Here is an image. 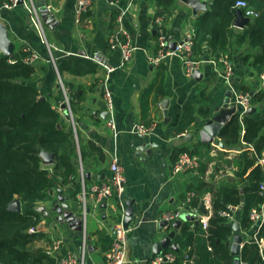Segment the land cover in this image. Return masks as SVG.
<instances>
[{
	"label": "crops",
	"instance_id": "0c3cea01",
	"mask_svg": "<svg viewBox=\"0 0 264 264\" xmlns=\"http://www.w3.org/2000/svg\"><path fill=\"white\" fill-rule=\"evenodd\" d=\"M92 2V10L77 23L75 0H31L11 9L4 7L5 0H0V22L5 24L9 31L10 39L15 44V53L26 50L25 52L38 55L34 62L36 74L31 85L40 90L43 99H49L56 106L61 79L62 83L66 84L64 87L69 99L74 100L75 105L71 114L76 128L77 163L80 167L77 180L80 181L81 192L77 195L75 182H60L52 199L39 203L37 210H45L36 229L44 237L36 240L33 247L47 249L56 239H62L61 250L54 258L59 264L61 258L69 253L80 258L85 244V264H107L105 253L110 247L102 242L101 233L113 241L117 202L106 198L96 206L93 188L110 181V165L116 158L124 171L123 202L126 213L129 208L132 209L129 223L132 230L127 238L125 264H151L159 254L177 252L172 250V246L162 247L159 251L156 245L162 240L174 233L171 245L175 244L179 251L181 247L176 239L182 227L190 222L201 225L198 221L203 214L200 212L185 213L194 220H178L181 224L179 228L174 226L178 221L168 223L163 220L165 214L175 211L185 202L192 178L195 177V174L189 172L174 174L177 162L174 151L177 148L194 150L196 147L203 151V146L211 145L210 155L199 157L200 164L208 157L215 160L208 165L207 180L216 172L220 179L232 176L234 168L222 163L219 156L224 154L227 155L224 159L231 160L238 156L242 149H246L245 143L241 142L230 150L226 149L225 145L220 148L219 143L223 142L219 137L212 144L201 142L200 131L204 122L215 115V109L223 106L226 101L230 107L237 106L234 93H264V83L260 81L259 73L253 66L254 58L248 57L249 53L254 51L246 46L222 53L218 60L206 49L205 58L198 60L203 61L197 70L201 74L199 79L194 76L186 77L185 66L178 57H170L161 64L154 65L151 56L157 55L158 52L157 18H163L165 32L171 43H182L189 34H195L192 21L196 17L193 10L180 0L175 3L173 12L165 17L156 15L157 6L152 0L133 3L123 20L124 27L133 37L136 51L132 62L120 68L121 52L111 49L109 39L116 30L114 16L117 17L121 10H125L131 0ZM37 17L43 24L48 45L42 41L33 22ZM69 56L91 61L96 72L75 75L62 69V75L59 71L57 73L58 68L56 70L55 66L58 67L57 64H62ZM224 56H228L233 66L232 87L222 78L224 68L219 60ZM193 59L195 60L194 57ZM161 66L164 67L165 95L152 93L149 96V111L144 118L142 94L155 83ZM109 68H114V71L109 72ZM105 78H108L114 99L115 130L109 126L110 119L102 88ZM63 95L65 98L64 91ZM197 98L208 103L209 116L199 118L186 135L176 136L175 130L182 115ZM165 100L169 101L166 115L162 107ZM252 107L257 110L253 113L255 117L264 116V100L258 106ZM61 114L70 122L66 113ZM150 124L157 125L154 132L147 135L136 132L137 126ZM186 136L193 139H186ZM146 145H154V149H147ZM92 146L96 150H93ZM45 166L52 167L53 164ZM82 175L85 177L84 183ZM84 190L88 207L85 228L84 203L81 199ZM233 211L235 220L230 224L232 228L235 223L240 224L244 243L250 235V230L241 226L240 209L234 208ZM210 213H213V208ZM235 235L233 229V236L227 241L230 254V245ZM190 249L191 247L185 248V251L189 252ZM209 250L212 248L209 247ZM231 257L232 259L224 263L234 264L236 257L232 254ZM191 258L192 264H196L195 256ZM239 258L241 260V255ZM184 264L190 263L184 261Z\"/></svg>",
	"mask_w": 264,
	"mask_h": 264
},
{
	"label": "trees",
	"instance_id": "16d2710c",
	"mask_svg": "<svg viewBox=\"0 0 264 264\" xmlns=\"http://www.w3.org/2000/svg\"><path fill=\"white\" fill-rule=\"evenodd\" d=\"M152 1L157 6L156 15L164 17L173 12L177 2ZM207 1L208 10L192 21L195 60L204 59L206 49L218 60L222 53L246 46L254 51L248 57L254 58L253 66L261 74L264 71V0H244L259 16L251 19L243 30L232 27L236 19L234 7L238 0ZM113 19H116V15ZM31 54L21 50L14 59H10L0 52V264H57L46 249L33 247L36 240L44 237L36 229L42 220L38 205L51 200L50 192L56 190L60 182H75L77 195L81 192V184L77 180L80 167L77 163L76 135L71 123L57 109L58 104L65 99L63 90L60 87L56 106L49 99H43L40 90L31 85L36 67L34 63L25 61ZM57 66L61 75L62 69L75 75L96 72L91 61L77 56H69ZM63 85L66 86L65 82ZM152 93L165 95L163 66L155 83L142 94L144 118L149 111L148 98ZM263 100V92L251 94L252 106H258ZM70 106L73 110L75 105L72 99ZM208 106L206 101L197 98L182 115L175 135L182 136L199 118H207L210 112ZM219 138L228 150L241 142L245 143L246 149H242L231 160L224 159L227 155L220 154V161L234 168L232 176L220 179L216 172L207 180L208 165L214 159L208 157L205 162H201L189 186V191L195 194L190 207L197 208L201 198L209 194L213 214L207 229L192 222L182 227L176 239L181 249L173 252L177 257L174 264H184L185 254L195 256L196 264H226L224 262L232 259L227 241L233 236V228L218 212L240 209L241 226L250 230V212L262 202L259 186L264 178V168L259 160L264 153V116L255 117L252 114L241 118L238 113L222 129ZM203 147L204 152L200 147L194 150L177 148L174 151L175 160L185 152L198 158L210 155L212 146ZM44 153L55 155L52 167L45 166ZM16 199L21 202V213L8 209L9 204ZM33 228L36 231L30 233ZM259 237L264 238V225ZM101 239L109 247L113 242L103 233ZM188 247H191L189 252L185 251ZM241 259L249 264H263L258 246L254 243L244 245Z\"/></svg>",
	"mask_w": 264,
	"mask_h": 264
},
{
	"label": "built area",
	"instance_id": "2783aa9c",
	"mask_svg": "<svg viewBox=\"0 0 264 264\" xmlns=\"http://www.w3.org/2000/svg\"><path fill=\"white\" fill-rule=\"evenodd\" d=\"M30 2L31 0H9L4 4V7L7 9H11L17 7L19 3ZM139 0H131V3L125 10H121L116 17L115 25L116 30L113 32L109 39V44L111 49L119 50L121 52V62L119 67L123 68L132 60L134 59V53L136 51V47L133 43V37L131 33L127 31L124 27V20L125 14L130 10V7ZM76 3V17L77 23H80L81 20L85 15H87L93 7L92 0H75ZM234 9L236 11L241 10L243 15L246 18L253 19L259 16L255 10L249 8L248 4L244 0H238L235 4ZM36 10V9H35ZM33 12V11H31ZM36 14V12H35ZM158 23V52L157 55L151 56V62L154 65L161 64L165 59L170 57H178L183 62L185 66V74L186 77L192 78L194 73L198 70L199 66L203 61H196L193 59V48H194V41H193V34H189L186 39L182 43H176L175 47H171V40L169 39L168 35L165 32V27L163 25V18H157ZM34 24L36 25L37 31L39 32L42 41L48 45L47 36L43 27V24L39 17L33 20ZM26 51V50H25ZM38 59L37 54H32L28 58H26V62L29 64H33ZM219 63L223 66V73L222 78L227 85L232 87V78H233V66L228 58V56H224L220 58ZM56 70L57 67L55 66ZM109 72L114 71V68H109ZM58 73V70H57ZM60 78V77H59ZM259 79L264 83V71L259 74ZM61 87L65 94V99L63 102L59 103L57 106L58 111L61 113H66L67 116L70 118L71 125L73 126L75 135H76V128L75 123L72 118L71 109H70V99L66 92V89L60 79ZM103 92H104V99L107 104V110L109 115V126L114 128V113H115V105L112 91L108 85V78H105L103 85ZM237 99V108L240 117L242 118L245 115V112L250 109L251 106V96L249 94L239 95L234 93ZM155 124H150L149 126L140 125L136 127V132L142 135H147L155 131L156 129ZM186 134H183V136ZM259 164L264 168V153L262 158L259 160ZM200 167V160L197 156H192L191 154L185 152L181 154L179 159L177 160L175 167H174V174H181L185 172H189L192 175L196 174L198 168ZM110 169L112 171V177L108 183H104L101 186H95L93 188V199L95 200L96 206L102 200L106 198H112L117 202L115 207V214L117 217L116 225H115V236L113 242L109 248V250L105 253V259L107 264H125L127 260V244H128V234L132 230L130 227L125 228V218H126V209L123 202V192H124V171L121 165L118 163V160L115 158L110 165ZM83 183L85 182V177L82 175ZM192 183V182H191ZM81 199L84 203V221H83V228L86 225V215H87V205H86V192L85 190L82 192ZM259 194L262 197V202L259 206L253 208L250 212V220L252 222L250 228V235L247 240L243 243H254L258 246L259 253L261 255L263 264H264V238L259 237V232L262 226L264 225V178L259 186ZM194 192L190 191L187 195L185 202L182 204L181 207L176 209L175 211L169 212L164 215L163 220L172 223L181 219L185 213L189 214H198L199 213V206L198 208H191L190 203L194 197ZM201 200H204L205 209L207 214H203L198 221L204 229L208 228L209 219L213 213H210L212 209V202L209 195H205L202 197ZM200 200V201H201ZM237 209V208H235ZM234 210V209H232ZM234 212V211H233ZM233 212L221 210L218 212L219 216L224 217L228 220V222H233L235 220V215ZM200 214V213H199ZM197 218L195 219V221ZM197 222V221H196ZM36 229H31L30 233H34ZM85 231V229H84ZM85 234V232H84ZM63 240L56 239L47 249V254L51 257H56L61 250ZM85 256H86V246L84 244L82 248V254L80 258H77L74 254H67L65 257H62L59 264H85ZM176 255L174 253H163L157 255L152 261L151 264H174L176 261ZM185 262L190 264L193 263V260L189 254H185L184 258ZM240 264H249L241 259Z\"/></svg>",
	"mask_w": 264,
	"mask_h": 264
},
{
	"label": "water",
	"instance_id": "95a60500",
	"mask_svg": "<svg viewBox=\"0 0 264 264\" xmlns=\"http://www.w3.org/2000/svg\"><path fill=\"white\" fill-rule=\"evenodd\" d=\"M181 2L188 5L193 10L194 16L197 18L199 14L205 13L209 8V3L207 0H180ZM23 3L21 1L19 5ZM251 22V19L246 18L243 15V12L241 10L236 11V20L234 22L235 26L239 28H244L248 23ZM176 45L175 42L171 43V47L174 48ZM0 52L2 55L6 58L14 59L15 58V44L10 39L9 31L5 24L0 22ZM201 74L199 71H197L194 75V78H200ZM169 101L165 100L162 104L163 109L165 110V115L167 114ZM257 110L254 107H251L245 112V115H252ZM238 114V108L237 106H229V102L226 101L223 106L218 107L215 109V115H213L210 119L204 122L202 126V130L200 131V141L205 144H212L214 143L215 139L219 137L220 132L222 129L230 122V120ZM69 117V116H68ZM186 139H193V137H185ZM220 148H224L223 143H219ZM147 149H154V145L149 146L146 145ZM44 163L45 164H53L55 160L54 154L44 153ZM124 199V195L122 196ZM8 209L13 212L21 213V202L19 199L14 200L9 204ZM44 208H39V212H44ZM60 212V211H59ZM199 212L202 214H207V211L205 209V203L204 200L200 201L199 205ZM132 214V209L129 208L127 211V216L125 219L124 226L125 228L129 227L130 223V216ZM184 221L194 220V218L190 215H183L181 217ZM174 226L176 228H179L181 226L180 222H175ZM234 232L236 235L233 238V242L230 245L231 254L232 256H235L234 264H240V255L242 251V243L244 241V237L241 234V227L239 223H235L233 226ZM175 236L174 233H172L167 239L162 240L159 244L156 245V248L160 251L162 247H168L172 246V250L178 251L176 248V245H171V239Z\"/></svg>",
	"mask_w": 264,
	"mask_h": 264
},
{
	"label": "rangeland",
	"instance_id": "374dc122",
	"mask_svg": "<svg viewBox=\"0 0 264 264\" xmlns=\"http://www.w3.org/2000/svg\"><path fill=\"white\" fill-rule=\"evenodd\" d=\"M235 30H239V29H237V27H235V26H232ZM56 194V190H52L51 192H50V195H51V199H52V196H54Z\"/></svg>",
	"mask_w": 264,
	"mask_h": 264
}]
</instances>
